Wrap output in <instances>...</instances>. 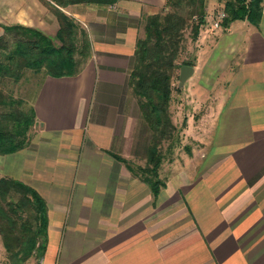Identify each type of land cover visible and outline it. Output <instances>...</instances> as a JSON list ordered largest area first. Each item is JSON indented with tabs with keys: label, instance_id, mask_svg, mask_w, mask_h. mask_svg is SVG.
Wrapping results in <instances>:
<instances>
[{
	"label": "crops",
	"instance_id": "obj_1",
	"mask_svg": "<svg viewBox=\"0 0 264 264\" xmlns=\"http://www.w3.org/2000/svg\"><path fill=\"white\" fill-rule=\"evenodd\" d=\"M166 3L62 8L88 32L90 56L76 75L42 76L28 145L0 155V176L46 200L42 264H264V0L259 24L214 25L198 51L186 83L201 74L198 95L220 92L204 152L171 171L158 197L114 155L141 121L129 84L144 18ZM53 4L16 1L13 15L0 6V22L38 28L56 42Z\"/></svg>",
	"mask_w": 264,
	"mask_h": 264
},
{
	"label": "trees",
	"instance_id": "obj_2",
	"mask_svg": "<svg viewBox=\"0 0 264 264\" xmlns=\"http://www.w3.org/2000/svg\"><path fill=\"white\" fill-rule=\"evenodd\" d=\"M60 27L59 44L40 29L22 24L2 26L0 35V77L16 81L26 69L54 77L72 76L80 72L90 56L91 44L86 29L64 11L74 3L100 5L118 0H51ZM226 16L220 22L228 27L237 20L247 19L259 24L263 0H219ZM208 21V0H167L158 13L144 18V34L138 38L135 65L130 88L140 106V119L152 131L144 165H134L114 154L130 171L146 182L155 197L166 186L161 169L166 153L178 143V128L172 120L170 103L177 70L190 60L179 62L185 43V31L191 29L193 41L200 36ZM6 107L7 110L2 111ZM0 155L14 153L29 143L28 131L35 125L34 106L23 98L6 94L0 88ZM165 141L168 145L164 149ZM48 233L47 203L37 189L7 176L0 177V235L11 264H28L31 258L41 261L46 250ZM38 263V262H37Z\"/></svg>",
	"mask_w": 264,
	"mask_h": 264
},
{
	"label": "rangeland",
	"instance_id": "obj_3",
	"mask_svg": "<svg viewBox=\"0 0 264 264\" xmlns=\"http://www.w3.org/2000/svg\"><path fill=\"white\" fill-rule=\"evenodd\" d=\"M16 1L22 0H0V6L3 8V14L13 15L15 12L14 4ZM215 0H209L210 6L208 9V21L205 27H203V33L195 41L192 40L191 29L188 28L185 31V43L183 52L180 56L179 62L184 60H190L195 65L198 62V51L201 47H207L208 42L214 31V22L218 18V14L222 11V5L216 4ZM79 22V21H78ZM80 23V22H79ZM81 24V23H80ZM11 26L6 22H0V26ZM82 26V24H81ZM84 27V26H83ZM3 28V27H2ZM143 35V33H142ZM59 44V41H56ZM180 68L177 70L179 74ZM44 75L43 72L37 73L32 69H26L24 75L16 81L11 77H0V88L7 94H11L16 98H23L27 106H32V100L35 96L38 84ZM186 83L183 87H180L181 91H176L172 95L170 103V111L172 114V120L178 128L175 140H178L176 146L170 152H166V146L168 141H165L164 152L166 153L165 165L163 164L161 169V178L165 179L171 171H179V169L186 168L190 165L191 161L196 156L201 155L204 152L206 141L208 138L210 119L212 118L211 105L212 100L219 96V87H216L214 91L205 90V97L198 95L196 87H200V77ZM174 87H179V78H174ZM2 108V107H1ZM7 110L6 107L2 108V111ZM1 111V109H0ZM34 127V126H33ZM32 127V128H33ZM32 128L28 131L30 137ZM135 139L129 140L128 144L123 142L121 149V157L130 161L134 165H144L146 162L147 147L151 142L152 131L148 125L139 121L136 124ZM162 171L164 175H162ZM2 177V176H0ZM35 259V260H34ZM36 258H31L28 264H37ZM0 264H11V260L4 247L1 235H0Z\"/></svg>",
	"mask_w": 264,
	"mask_h": 264
},
{
	"label": "water",
	"instance_id": "obj_4",
	"mask_svg": "<svg viewBox=\"0 0 264 264\" xmlns=\"http://www.w3.org/2000/svg\"><path fill=\"white\" fill-rule=\"evenodd\" d=\"M195 74V66L191 64H183L179 72V87H183L186 82Z\"/></svg>",
	"mask_w": 264,
	"mask_h": 264
},
{
	"label": "built area",
	"instance_id": "obj_5",
	"mask_svg": "<svg viewBox=\"0 0 264 264\" xmlns=\"http://www.w3.org/2000/svg\"><path fill=\"white\" fill-rule=\"evenodd\" d=\"M226 16V12L224 10L220 11L218 14V18L217 20L214 22V25L216 27L220 26V22L223 20V18ZM37 264H42V260L40 262H38Z\"/></svg>",
	"mask_w": 264,
	"mask_h": 264
}]
</instances>
